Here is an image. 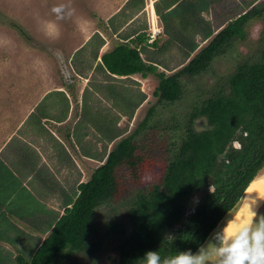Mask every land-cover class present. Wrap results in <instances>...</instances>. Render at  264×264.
<instances>
[{"label": "trees", "instance_id": "obj_1", "mask_svg": "<svg viewBox=\"0 0 264 264\" xmlns=\"http://www.w3.org/2000/svg\"><path fill=\"white\" fill-rule=\"evenodd\" d=\"M225 2L230 1L161 0L156 5L165 36L174 35L177 42L187 49L185 59L189 62L176 73L170 76L158 73L152 61L149 63L142 58V51L150 45L156 46L158 42L156 39L149 43L151 38L146 32L138 33L130 44H121L104 54L97 68L106 75L109 72L118 77L141 75L145 79L150 74L155 75L160 82L154 96L160 103H176L184 95V77L205 73L213 61L226 55L236 42L246 41L247 26L252 20L264 18L261 4H250L243 5L241 11L226 16V21L217 24L204 19L206 13L223 11ZM11 26L21 32L19 26L12 23ZM188 31L208 42L193 57L198 45L185 37ZM167 47L168 44L161 49L164 51ZM97 57L98 52L94 54V59ZM108 90L115 104H127V94L117 93L115 86ZM153 114L154 109L151 108L139 129L148 128ZM202 118L207 126H202L205 129L201 133L195 132L194 127L188 128L186 138L166 169L162 185L140 193L128 210L130 228L120 226L121 229H113L114 233L124 235L119 264H144L143 257L148 251H158L162 258L179 251L191 250L195 253L264 168V47L257 58L244 60L209 98L193 108L191 125ZM238 130L241 132V149L227 152L229 164L218 168L217 156L227 150ZM111 134L114 136L109 137L110 141L118 138L116 132L111 130ZM137 134L139 130L118 142L91 179L80 186L77 202L66 213L33 264H60L61 248L56 251L49 248L61 237L64 238L62 248L71 247L69 252H65V260L76 252L88 253L100 249L102 242H90L96 212L117 194V170L124 165L134 166ZM211 184L214 185V192L208 188ZM202 190L206 196L196 212L183 219L185 199ZM176 224L181 228L169 240L165 231Z\"/></svg>", "mask_w": 264, "mask_h": 264}, {"label": "rangeland", "instance_id": "obj_2", "mask_svg": "<svg viewBox=\"0 0 264 264\" xmlns=\"http://www.w3.org/2000/svg\"><path fill=\"white\" fill-rule=\"evenodd\" d=\"M51 1L52 4L45 5L44 0H0V100L9 95L13 96L18 88L20 92L17 95L23 96L27 85L34 84L33 80L28 81L30 74L36 73L37 75L34 76L37 78L38 74L44 72L42 78L46 80L49 78L50 72L47 69L60 68L53 57V60L50 59V52L55 50L59 44L58 41L62 40L64 32L59 27V37L49 38L44 34L43 23L45 21L61 23L64 20L67 21V18L56 20V15L51 12V9L58 5L55 3L56 1ZM64 1L70 2V0ZM113 1L115 3L118 0ZM229 1L225 2L223 6L222 10L225 12L214 10L204 14V19L217 24L226 21V16L241 11L244 8L243 5L250 4L251 6L261 4L264 13V0ZM105 2L108 3V0H91L90 6L92 9L102 8V3ZM135 2L109 22L110 18L108 20L101 19L96 12L98 10L94 11L90 6H87L89 10L81 14L90 22L87 32H94L88 34L90 37L85 35L84 40L74 44V48L83 45L82 49L73 61L67 60L74 72L76 70L83 73V77L91 81L90 86L101 84L106 87L111 83L118 92L121 91L128 96L127 104L119 106L118 102L115 104L114 100L110 99L111 95L107 90L103 89V92L98 93L89 91L85 97L88 106L83 105L82 107L79 104L81 115H84L86 108L87 111L93 112L92 117L96 120L94 135L97 152L96 167L98 168L103 163L107 154L114 149L118 142L133 135L137 130H139V134L135 139L137 151L134 166L124 165L117 170V194L96 212L95 229L91 234L90 242H102L100 251L79 252L73 259L63 264H118L119 248L124 238L119 232L114 233L112 229L120 224L129 229L127 212L138 193L147 191L162 182L168 163L186 138L188 128L193 127L190 123L193 108L200 106L204 100L209 98L223 80L229 78L244 60L257 58L264 47V18L254 19L247 26L245 42H236L226 55L217 57L202 75L182 79L184 95L181 100L174 104L160 103L159 99L154 96L160 82L155 75L150 74L145 79L138 75L127 80L111 78L107 81L108 78L104 75L93 73V68L96 66L93 57L100 48L101 41H105V45L100 52L103 49L113 50L125 43L124 38L132 36L137 31L138 33L146 32L150 38L156 36L155 38L158 39L156 46L150 45L142 51V58L149 63L152 61L157 66L158 73L164 72L170 76L189 62L188 59H185L187 49L177 42L174 35L169 33V37L165 36L162 23L155 12L153 3L155 0H145V6L139 4V0H135ZM73 8L78 10L79 6L74 5ZM151 8L154 13L151 12ZM115 12L112 11L110 15H116ZM11 23L19 26L21 32L11 26ZM107 24H110L111 28ZM190 32H186L185 37L198 45L193 57L208 42L202 41V38L196 37ZM94 34L99 35L93 37ZM87 39L90 42H86ZM87 43L88 45L84 47ZM149 43L151 42L149 41ZM166 44L168 47L163 51L161 47ZM53 62L56 67H53ZM74 64L78 65V68ZM85 78L81 79L77 76V81L86 84ZM151 108L154 109V114L149 121L148 128L139 129ZM202 126L204 125L198 121L194 128L198 131L205 129ZM111 130L118 136L114 141L109 140L110 136H114L111 134ZM236 138L241 144L240 132L237 133ZM90 142L93 140L90 139ZM238 147V145L234 147L230 143L227 152H231L233 149L239 150ZM225 159H227L226 156H219L218 168L227 164ZM212 178L214 179L215 176L212 175ZM212 188L214 191V185L211 184L209 190ZM205 196V191H202L191 198V206L187 214L191 213V210L196 208ZM180 228L181 226L178 225L174 229L168 230L166 237L171 235L172 238L168 239L172 240Z\"/></svg>", "mask_w": 264, "mask_h": 264}, {"label": "crops", "instance_id": "obj_3", "mask_svg": "<svg viewBox=\"0 0 264 264\" xmlns=\"http://www.w3.org/2000/svg\"><path fill=\"white\" fill-rule=\"evenodd\" d=\"M90 1L54 0L57 5L79 6L72 18L57 23L64 34L55 50L50 52V59L53 57L60 68L47 69L50 72L46 80L42 78L44 72L38 74L40 78L34 76L36 73L30 74L28 81L33 80L34 84L27 85L23 96L17 95L20 92L18 88L13 96L0 100V264H33L66 213L77 202L80 186L87 183L97 169L94 145L96 120L92 117L93 112L86 108L85 116L81 115L79 104L88 106L85 97L89 91L98 93L105 89L111 95L108 89L114 85L90 86L91 81L83 77V73L76 70L75 73L68 65V61H73L83 46L74 48V44L94 32H87L90 22L81 14L89 10L87 6H90ZM139 1V4H146L145 0ZM44 2L45 5L52 4L51 0ZM133 2L135 0H118L115 3L108 0V3H102V8H90L98 10L96 12L103 20L110 18L109 22ZM160 2L155 0L154 8ZM112 11L117 14L111 16ZM107 26L111 28L110 24ZM98 35L94 34L93 37ZM137 35L138 32H134L132 36L124 38L125 43L130 44ZM101 43L97 59L93 57L96 63L94 74L104 75L107 81L138 76L118 77L109 72L107 75L110 76H107L97 68L102 62L101 57L116 48L100 52L105 41ZM52 65L55 66L54 62ZM74 65L78 68V65ZM77 76L85 78L87 83L78 82ZM119 93L126 95L121 91ZM109 97L113 100L112 96ZM63 241L61 237L49 248L52 251L61 248L60 264L79 253L65 260V252H69L71 247L62 248Z\"/></svg>", "mask_w": 264, "mask_h": 264}, {"label": "clouds", "instance_id": "obj_4", "mask_svg": "<svg viewBox=\"0 0 264 264\" xmlns=\"http://www.w3.org/2000/svg\"><path fill=\"white\" fill-rule=\"evenodd\" d=\"M51 12L60 21L72 18L75 9L60 4L54 6ZM43 29L49 38H58L60 35L59 25L54 21H45ZM167 238L171 239L172 236ZM216 240L210 252L201 247L196 253L191 250L179 251L162 258L158 251H148L143 257L144 264H264V220L256 226L253 223L247 225L232 236H228L223 229L217 234Z\"/></svg>", "mask_w": 264, "mask_h": 264}, {"label": "bare ground", "instance_id": "obj_5", "mask_svg": "<svg viewBox=\"0 0 264 264\" xmlns=\"http://www.w3.org/2000/svg\"><path fill=\"white\" fill-rule=\"evenodd\" d=\"M151 12L154 13L152 8ZM263 216L264 171L248 188L243 196V204L241 208L225 222L223 229L228 236H232L247 225L252 223L253 226L258 225L261 222Z\"/></svg>", "mask_w": 264, "mask_h": 264}, {"label": "flooded vegetation", "instance_id": "obj_6", "mask_svg": "<svg viewBox=\"0 0 264 264\" xmlns=\"http://www.w3.org/2000/svg\"><path fill=\"white\" fill-rule=\"evenodd\" d=\"M198 121H200V123L202 124V125H204V126H207L206 125V120H204V118H202V119H199ZM198 121H196L194 124H193V127H194V125H196L197 124V122ZM194 130H195V132H202V130H196L195 128H194ZM238 132H240V130H238L237 131V133ZM237 133L234 135V139L231 141V145H233L234 147H237V145L239 146L238 148H239V150L241 149V144H240V142L237 140L238 138H236V135H237ZM241 133V132H240ZM244 136H247V133H244ZM182 143V142H181ZM230 144V143H229ZM181 145V144H180ZM179 148V147H178ZM176 152V151H175ZM175 154V153H174ZM226 154H227V150L223 153V154H220V155H218L217 156V162L219 161V156L221 157V155H223V156H226ZM171 161V160H170ZM225 162L228 164L229 163V160H228V158L227 159H225ZM170 163V162H169ZM169 163H168V165H169ZM168 167V166H167ZM165 173H166V171H165ZM165 173H164V176H165ZM163 176V177H164ZM162 182H163V179H162ZM162 182L160 183V184H156V185H162ZM156 185H154V186H156ZM154 186H152V187H154ZM151 187V188H152ZM150 188V189H151ZM208 188H210V186H208ZM149 189V190H150ZM149 190H147V191H141V192H139L138 193V195H137V197L139 196V194L140 193H147ZM203 191V190H202ZM202 191H200V192H202ZM200 192H198V193H200ZM211 192H214V191H211ZM198 193H196V194H194V195H192V196H189L187 199H185V207H183V211H184V213H185V216L183 217V219H187V218H190L192 215H194V213L196 212V209L198 208V206L201 204V202H200V204L196 207V208H194V209H192L191 210V213H189V214H187V211L190 209V206H191V204H190V200H191V198H193L194 196H196ZM137 197H136V199L135 200H137ZM134 203V202H133ZM133 203H132V205H133ZM132 205L129 207V209L132 207ZM128 209V210H129ZM127 218H128V212H127ZM129 220V219H128ZM129 223H130V221H129ZM179 224H176V226H178ZM120 226H122V227H124V229H126V226H123V225H119V226H114L113 227V229H115V228H117V229H121V227ZM176 226H174V227H171V228H167L166 229V231H165V235H166V233H167V231L168 230H170V229H174ZM94 229H95V224H94V228H93V232H94ZM113 229H112V231H113ZM179 230V229H178ZM178 230H177V233H178ZM92 232V233H93ZM91 233V234H92ZM121 235H122V233H120ZM92 236V235H91ZM91 236H90V238H91ZM123 236V238H124V235H122ZM123 241H124V239H123ZM92 243H98V242H92ZM122 244H123V242H122ZM122 244H121V246H122ZM103 245V244H102ZM121 246H120V248H121ZM120 248H119V261H118V264L120 263V261H121V253H120ZM101 249V248H100ZM100 249L98 250V251H100ZM98 251H96V252H98Z\"/></svg>", "mask_w": 264, "mask_h": 264}, {"label": "water", "instance_id": "obj_7", "mask_svg": "<svg viewBox=\"0 0 264 264\" xmlns=\"http://www.w3.org/2000/svg\"><path fill=\"white\" fill-rule=\"evenodd\" d=\"M264 168H262L259 173L255 176V178L250 182V184L248 185V187L245 189V191L243 192V194L241 195L239 201L235 204V206L229 211L227 212V214H225V216L219 221V223L217 224V226L212 230V232L208 235V237L206 238V240L204 241V243L196 250V252H198L201 247H203L204 250L210 252L211 251V247L213 245H215L217 243L216 240V236L218 233H220L225 225V222L232 217L235 213H237V211L241 208L242 204H243V196L246 193V191L248 190V188L251 186V184L257 179V177L259 175H261L263 173ZM263 170V171H262ZM262 171V173H261ZM262 220H264V216L262 218ZM195 252V253H196Z\"/></svg>", "mask_w": 264, "mask_h": 264}, {"label": "built area", "instance_id": "obj_8", "mask_svg": "<svg viewBox=\"0 0 264 264\" xmlns=\"http://www.w3.org/2000/svg\"><path fill=\"white\" fill-rule=\"evenodd\" d=\"M155 37H156V36H152V38L150 39V42H151V43L154 42V41L156 40Z\"/></svg>", "mask_w": 264, "mask_h": 264}]
</instances>
